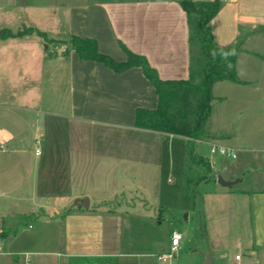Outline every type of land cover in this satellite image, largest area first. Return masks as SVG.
Here are the masks:
<instances>
[{
	"label": "crops",
	"instance_id": "1",
	"mask_svg": "<svg viewBox=\"0 0 264 264\" xmlns=\"http://www.w3.org/2000/svg\"><path fill=\"white\" fill-rule=\"evenodd\" d=\"M220 2L219 14L234 11L237 21L241 13L252 18L240 24L243 31L260 22L251 14L264 11V0ZM67 25L68 39H51L53 57H42L36 93L24 85L4 100L0 54V264H149L144 257L150 254H117L109 248V218L96 205L134 185L144 189L125 178L124 171L130 173L139 164L130 150L133 139H147L161 148L176 137L135 127L137 109L155 110L159 101L140 67L117 73L103 63L82 60L69 42L73 36L96 40L100 53L119 63L128 60L126 48L145 57L161 80H188L192 47L187 14L180 0H84L68 9ZM25 91L27 100L20 101ZM55 127L59 134L51 133ZM207 134L212 136L209 144L221 142ZM67 135L82 145L66 149ZM146 147L142 148L153 152ZM57 157L58 166L53 160ZM206 162L207 166L194 167L208 169L201 182L211 186L203 202L209 242L203 256L211 251L217 264L231 250L237 253L231 252L230 259L246 250L249 260L242 263L241 256L237 262L264 264V171L228 172L226 181L250 185L228 188L218 184L216 164ZM86 197L88 210L74 205ZM10 217L36 221L43 229L25 238L6 225ZM4 231L10 234L2 239Z\"/></svg>",
	"mask_w": 264,
	"mask_h": 264
},
{
	"label": "rangeland",
	"instance_id": "2",
	"mask_svg": "<svg viewBox=\"0 0 264 264\" xmlns=\"http://www.w3.org/2000/svg\"><path fill=\"white\" fill-rule=\"evenodd\" d=\"M83 1L0 0V32L10 30L18 33L25 28H34L45 33L49 39L66 40L69 36L68 9ZM241 15L242 20L237 21L234 11H223L211 26L216 44L233 49L240 83L224 81L215 86L213 111L205 126L206 133L215 134L213 139L221 141L215 145L235 150L237 160L213 156V144L206 142L212 138L208 134L194 143L195 154L205 161L215 163V175L224 179L228 178V172L235 170H243L248 175L256 168L264 171V11L251 14L254 18L258 17L260 22L244 31L240 24L252 18L246 19L245 13ZM54 49L51 42L38 35L0 43L5 70V79L1 83L5 101L11 90L20 89L24 85L31 92H37L38 82L41 80L42 57L49 58ZM66 74L63 72L65 84ZM28 95L27 91L23 92L19 97L20 101L22 98L27 100ZM56 129L58 127H55V132L52 129L51 133L59 134ZM66 139V149L82 145L77 139L71 140L70 135ZM139 142L144 146H137ZM53 143L55 145L56 141ZM138 143L133 139L130 150L133 159L139 164L132 172H124L125 178L130 179V185L137 184L144 189L134 185L115 198L96 205L109 218V248L124 255L147 253L150 255L144 259L149 264H162L157 256L168 250L170 236L177 231L183 234L184 239L174 264H204L206 259L203 249L208 247L209 242L202 211L205 194L211 186L201 180L207 178L208 169L199 168L198 171L190 167V148L185 138L166 140L161 148L147 139L139 140ZM145 145L153 152L144 150L142 147ZM53 160L58 166L60 159L57 157ZM120 172L117 171L115 175L118 179ZM132 173L137 177L136 180L131 176ZM247 186L250 185L245 182L234 188ZM5 223L19 230L25 238L43 229L42 224L36 221H21L17 217L6 218ZM29 225L33 229H29ZM231 252L237 253L231 250L228 257L222 263L218 259L217 264H242L249 260L246 250L238 252L242 256V263L234 258L230 259Z\"/></svg>",
	"mask_w": 264,
	"mask_h": 264
},
{
	"label": "trees",
	"instance_id": "3",
	"mask_svg": "<svg viewBox=\"0 0 264 264\" xmlns=\"http://www.w3.org/2000/svg\"><path fill=\"white\" fill-rule=\"evenodd\" d=\"M187 14L190 30L192 60L188 80L163 81L147 59L126 48L127 62H116L99 51L98 42L92 39L71 37L70 44L82 60L97 61L117 73L140 67L151 82L158 96L155 110L140 108L136 111L135 127L162 134L185 138L189 144L191 167L207 166V162L195 154L194 143L207 136L206 123L213 111L214 87L224 81L240 83L236 71V55L231 48L219 47L211 28V22L221 10L220 0H180ZM38 35L47 42H54L38 29L25 28L18 33L10 30L0 32V40ZM10 232H2V239Z\"/></svg>",
	"mask_w": 264,
	"mask_h": 264
},
{
	"label": "built area",
	"instance_id": "4",
	"mask_svg": "<svg viewBox=\"0 0 264 264\" xmlns=\"http://www.w3.org/2000/svg\"><path fill=\"white\" fill-rule=\"evenodd\" d=\"M211 153L213 156L218 155L220 157H226L228 159L237 160V153L231 148H225L219 145L213 144L211 146ZM37 154H40V151H37ZM184 236L180 232H173L170 236L168 250L157 256L159 262L163 264H174L179 252L181 251L182 242ZM235 260L239 261L241 259L240 254L235 255Z\"/></svg>",
	"mask_w": 264,
	"mask_h": 264
},
{
	"label": "water",
	"instance_id": "5",
	"mask_svg": "<svg viewBox=\"0 0 264 264\" xmlns=\"http://www.w3.org/2000/svg\"><path fill=\"white\" fill-rule=\"evenodd\" d=\"M214 102V101H213ZM238 183V180L237 181H226L224 178L220 177L218 179V184H220L221 186L223 187H232L234 185H236ZM74 205L75 206H78V207H82L86 210L89 209V206H90V200L89 198H81V199H77L75 202H74ZM205 264H214V257H213V253L211 251H208L205 255Z\"/></svg>",
	"mask_w": 264,
	"mask_h": 264
}]
</instances>
